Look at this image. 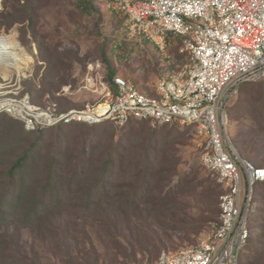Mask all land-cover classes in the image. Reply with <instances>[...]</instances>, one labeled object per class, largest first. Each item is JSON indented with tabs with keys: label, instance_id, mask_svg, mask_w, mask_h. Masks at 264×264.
I'll return each instance as SVG.
<instances>
[{
	"label": "rangeland",
	"instance_id": "374dc122",
	"mask_svg": "<svg viewBox=\"0 0 264 264\" xmlns=\"http://www.w3.org/2000/svg\"><path fill=\"white\" fill-rule=\"evenodd\" d=\"M107 1L0 2L3 39L20 42L36 60L35 76L23 83L33 102L53 100L61 110L100 102L103 96L95 85L99 86L101 78L95 79L96 84L89 80L98 64H102L100 75L109 85L110 66L115 75L125 77L147 95H154V81L162 72L174 71L175 61L165 59L164 66L156 47L144 37L127 38L125 16L110 8ZM175 39L182 43L183 37ZM179 48L175 45L170 50L175 60L182 57ZM250 83L241 84L229 101L232 119L228 130L235 143L241 136L258 133L255 116L263 110L258 101L254 102ZM60 130L59 136L58 128H51L39 138L43 150L39 174L54 153L62 155L65 185L70 182L71 165L80 160L85 168L78 169L80 175L70 198L42 209L33 225L14 219L0 224V264H157L163 251L196 246L216 219L225 189H210L218 178L201 164V139L193 127H153L135 120L122 128L103 122ZM154 132L159 134L161 147L170 139L167 154L172 174L162 180L149 177L138 199L130 200L129 191L138 188V179L128 174L124 180L115 166L104 167L105 158L112 155L119 167L118 152L126 154L127 160L133 158L136 148ZM256 150V159L247 158L262 166L264 141ZM158 156L164 157L161 152ZM98 178L104 179L108 188H96ZM204 178L205 183H198ZM255 192L250 228L257 229L249 240L252 246L248 244L241 255V264H264V185L257 184Z\"/></svg>",
	"mask_w": 264,
	"mask_h": 264
},
{
	"label": "built area",
	"instance_id": "2783aa9c",
	"mask_svg": "<svg viewBox=\"0 0 264 264\" xmlns=\"http://www.w3.org/2000/svg\"><path fill=\"white\" fill-rule=\"evenodd\" d=\"M108 5L126 15L128 37H144L164 60L175 61L172 73L156 78V96L119 75L114 90L102 79L98 64L89 80L96 84L101 78L95 85L103 96L100 102L71 110H61L53 100L33 102L23 83L35 76L36 60L18 42L26 61L0 46V114L22 121L30 131L104 121L121 128L131 119L194 127L201 139V164L217 175L225 193L218 217L199 243L178 252L163 251L157 264H241L252 237L254 189L264 182V166L239 153L228 130L227 104L239 85L264 79V0H108ZM169 35L182 36V43ZM175 45L182 55L178 60L170 54Z\"/></svg>",
	"mask_w": 264,
	"mask_h": 264
},
{
	"label": "trees",
	"instance_id": "16d2710c",
	"mask_svg": "<svg viewBox=\"0 0 264 264\" xmlns=\"http://www.w3.org/2000/svg\"><path fill=\"white\" fill-rule=\"evenodd\" d=\"M104 58L107 59L105 54ZM109 69L110 75L107 79L112 88L116 90L114 84L115 71L110 66ZM249 86L253 88L254 102L258 101L263 110L259 116L260 118L257 115L255 116L258 133L256 136H253L252 133L241 136L237 140L239 144L236 143L237 146L241 147L242 152L246 151L242 154L243 157L256 159L259 156V152L256 150L257 145L264 141V79L252 82ZM245 96L241 97V99L245 98ZM132 120L135 121V119ZM133 121H129L126 126ZM144 122L149 124L148 121ZM71 125H59L52 128H58L59 136L62 127ZM190 127L187 126L188 129ZM47 130H27L22 121L6 113L0 114V224L14 219L22 225H33L35 220L40 216L42 209L48 208L49 205H61L65 199L68 200L70 198L73 189L72 185L80 175L78 171L83 170L85 165L80 160L75 165H71L68 168L71 173L70 182L65 185L61 174L63 170L62 155L54 153L50 155L49 161L44 163L42 175L39 174V167L43 158V150L41 144H39V138ZM158 136L159 134L156 132L151 133L140 147L136 148L134 152L135 156H132L133 158L129 160H127L126 154L118 152L119 167L112 155H108L105 158L104 167L114 168L115 166L123 174L121 177L124 180L128 174H135V177L138 179V181H135L138 188L129 191L128 198L130 200L138 199L136 196L140 191L142 192L144 190V186L149 177L151 179L153 176L155 180H162L166 178L167 174H172L173 165L168 163L171 159H169V155L167 154V150L170 147V139L167 141L164 140L163 146L161 147ZM160 152L164 155L163 159L158 156ZM105 173H107L106 170ZM211 173L214 172L210 171ZM198 181V183H205L206 179H199ZM262 184L264 185V182L259 183L258 186ZM95 185L96 188L104 185L102 190L108 188L102 178L96 179ZM222 188L223 184L215 180L214 185L210 189L222 191ZM254 197L256 201V192L254 193ZM256 229L253 228L251 234Z\"/></svg>",
	"mask_w": 264,
	"mask_h": 264
},
{
	"label": "clouds",
	"instance_id": "9594fccd",
	"mask_svg": "<svg viewBox=\"0 0 264 264\" xmlns=\"http://www.w3.org/2000/svg\"><path fill=\"white\" fill-rule=\"evenodd\" d=\"M108 2V1H107ZM119 14H121V15H123V16H125V18H126V20H127V17H126V15H124V14H122V13H119ZM127 22H128V20H127ZM126 26H127V24H126ZM126 28H125V34H126ZM126 36H127V34H126ZM127 38H129V39H132V38H130V37H128L127 36ZM136 38V37H135ZM145 39V38H144ZM146 40V39H145ZM146 41H148V40H146ZM148 42H150V41H148ZM150 43H152V42H150ZM153 44V43H152ZM154 45V44H153ZM155 46V45H154ZM156 47V46H155ZM157 49V48H156ZM158 50V49H157ZM159 52V51H158ZM159 54H160V52H159ZM160 56L162 57V55L160 54ZM162 61H163V65L165 66V62H164V59H163V57H162V59H161ZM116 76V75H115ZM114 76V77H115ZM120 76V75H119ZM123 77V76H122ZM125 78V77H124ZM126 79V78H125ZM262 80V79H261ZM129 81V80H128ZM258 81H260V80H258ZM253 82H257V81H253ZM248 83V82H247ZM154 84H155V81H154ZM154 84H153V90H154ZM135 85V84H134ZM138 89H139V87L137 86V85H135ZM240 86V85H239ZM140 90V89H139ZM140 91H142V90H140ZM143 93H144V91H142ZM147 92V91H146ZM149 93V92H148ZM147 95V94H146ZM148 96H150V97H155L156 96V92H155V90H154V95H148ZM33 98V97H32ZM230 101V100H229ZM228 105H229V102H228V104H227V108H228V110H229V112H230V109H229V107H228ZM12 117V116H11ZM231 118V117H230ZM232 119V118H231ZM132 120V119H131ZM135 120H141V121H148L149 122V124L151 125V126H153L152 125V123H151V121L150 120H146V119H135ZM20 121V120H19ZM130 121V120H129ZM128 121V122H129ZM104 122H106V121H104ZM127 122V123H128ZM100 123H103V122H100ZM100 123H95V124H89V125H96V124H100ZM109 123V122H108ZM126 123V124H127ZM73 124H75V123H73ZM84 124H87V123H84ZM110 124V123H109ZM125 124V125H126ZM169 124H174V123H167V124H164V125H169ZM177 124V123H176ZM124 125V126H125ZM163 125V126H164ZM178 125V124H177ZM59 126V125H58ZM158 126H162V125H157V126H153V127H158ZM180 126V125H179ZM230 126H231V123H230ZM53 127H55V126H53ZM181 127H183V126H181ZM184 127H186V126H184ZM192 127V126H191ZM50 128H52V127H50ZM122 128V127H121ZM194 128V127H193ZM27 129V128H26ZM47 129H49V128H47ZM28 130V129H27ZM232 139H233V133H232ZM233 142H234V140H233ZM234 144L237 146V144L234 142ZM237 148H238V146H237ZM238 150H239V148H238ZM239 153L241 154V152H240V150H239ZM241 156L243 157V155L241 154ZM243 158H245V157H243ZM246 160H249V159H247V158H245ZM250 161V160H249ZM250 162H252V161H250ZM253 163V162H252ZM253 164H255V163H253ZM256 166H261V165H256ZM262 166H264V165H262ZM261 183V182H260ZM259 184V183H258Z\"/></svg>",
	"mask_w": 264,
	"mask_h": 264
},
{
	"label": "bare ground",
	"instance_id": "6f19581e",
	"mask_svg": "<svg viewBox=\"0 0 264 264\" xmlns=\"http://www.w3.org/2000/svg\"><path fill=\"white\" fill-rule=\"evenodd\" d=\"M5 35H9V34H5ZM3 38H4L3 35H1L0 36V46L2 47L4 51L9 52L10 50L11 51L10 53H15L17 60H23V58L26 57L20 54V49L16 47V45L18 44L16 40L7 42Z\"/></svg>",
	"mask_w": 264,
	"mask_h": 264
}]
</instances>
